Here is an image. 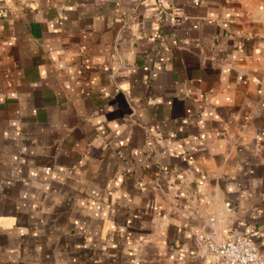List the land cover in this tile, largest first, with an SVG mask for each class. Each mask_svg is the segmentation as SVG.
Instances as JSON below:
<instances>
[{
  "label": "crops",
  "instance_id": "obj_1",
  "mask_svg": "<svg viewBox=\"0 0 264 264\" xmlns=\"http://www.w3.org/2000/svg\"><path fill=\"white\" fill-rule=\"evenodd\" d=\"M0 264H264V0H5Z\"/></svg>",
  "mask_w": 264,
  "mask_h": 264
},
{
  "label": "built area",
  "instance_id": "obj_2",
  "mask_svg": "<svg viewBox=\"0 0 264 264\" xmlns=\"http://www.w3.org/2000/svg\"><path fill=\"white\" fill-rule=\"evenodd\" d=\"M162 7L167 0H152ZM0 0V17L4 16L5 9ZM197 254L204 257H214V264H260L261 253L255 242L245 235H234L220 242L212 240L209 236L199 233L195 237ZM184 253L179 250L177 262L182 264Z\"/></svg>",
  "mask_w": 264,
  "mask_h": 264
}]
</instances>
